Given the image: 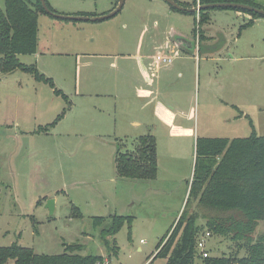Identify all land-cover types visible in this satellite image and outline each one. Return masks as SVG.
Masks as SVG:
<instances>
[{
	"label": "rangeland",
	"instance_id": "obj_1",
	"mask_svg": "<svg viewBox=\"0 0 264 264\" xmlns=\"http://www.w3.org/2000/svg\"><path fill=\"white\" fill-rule=\"evenodd\" d=\"M94 1L46 0L60 14L94 8ZM98 1L100 7L103 1L112 0ZM178 1L191 7L192 0ZM260 2L264 4V0ZM0 6L5 7V0H0ZM171 13L150 0H125L116 16L98 23L40 13L38 52L20 58L24 63H35L52 77L54 86L21 69L12 73L0 69V247L18 242L38 254H61L66 244H80L82 249L77 252L82 255L104 254L109 258L101 231L110 224L111 213H117L135 219L132 228L125 223L115 236L119 251L109 258L111 264H168L166 258L154 257L161 239L182 214L198 138L232 139L249 136L254 130L264 135V18H255L249 25L253 17L249 13L211 9L209 22L201 27L205 37L200 40L194 30L198 12ZM155 20L163 33L173 29L189 37L199 59L189 61V76L174 71V86L189 89L179 101L187 114L185 131L175 134L155 127L149 133L158 136L159 178L151 184L125 182L116 171L118 149L134 150L137 138L146 131H129L122 124L117 127L116 122L130 110L139 111L135 86L141 76L131 61L134 69L117 76L120 82L130 79V85H121L117 97L110 95L101 81L116 77L114 71L126 60L123 55L117 59L109 55L114 50L109 45L117 35L101 23H112L114 30L124 32L123 27L129 25L133 30L130 40L119 49L135 54L139 39H147V32L143 37L140 34L144 25L154 30ZM85 29H92L96 43L98 33L107 35L109 45H103L104 50L94 49L96 43L92 42L82 49L71 46L72 39L84 37ZM153 46H148L151 51ZM200 58L205 59L200 62ZM112 61L117 65H111ZM207 85L218 90L230 105L225 107L216 100L206 91ZM56 89L67 96L57 94ZM242 111L249 117L234 118ZM143 116L148 115L145 112ZM49 199L55 201L54 213L47 207ZM262 232L264 220L256 230L257 234ZM209 248L211 256L238 250L231 240L213 233ZM244 254L242 250L240 255ZM7 264H15V260Z\"/></svg>",
	"mask_w": 264,
	"mask_h": 264
},
{
	"label": "trees",
	"instance_id": "obj_2",
	"mask_svg": "<svg viewBox=\"0 0 264 264\" xmlns=\"http://www.w3.org/2000/svg\"><path fill=\"white\" fill-rule=\"evenodd\" d=\"M198 2H238L264 9L260 0H192L190 6L195 7ZM209 10L199 11L198 21L195 17L194 30L200 40L204 37L201 27L209 22ZM234 10L251 14L249 25L255 18H264L256 12ZM41 12L47 13L41 0H5V7L0 6V69L3 73L21 69L36 80L54 86L53 79L42 73L36 64H26L19 58L38 52ZM55 92L64 94L59 89ZM196 153L187 202L178 220L161 239L154 259L166 258L168 264H264V232L256 233L259 222L264 220V135L254 130L246 137L198 138ZM115 162L119 178L156 179L160 172L156 136H139L134 150L118 149ZM108 219L110 224L102 229L101 236L108 248V257L112 258L119 251L115 236L125 223L132 228L135 217L114 213ZM96 220L105 218L96 217ZM205 229L231 240L238 250L229 255L198 257L197 243ZM81 249L80 244H66L61 254H38L33 248L15 242L0 247V264H7L11 259L15 264H98L105 259L101 254L82 255L77 252ZM242 250L244 255H240Z\"/></svg>",
	"mask_w": 264,
	"mask_h": 264
},
{
	"label": "crops",
	"instance_id": "obj_3",
	"mask_svg": "<svg viewBox=\"0 0 264 264\" xmlns=\"http://www.w3.org/2000/svg\"><path fill=\"white\" fill-rule=\"evenodd\" d=\"M186 1H189V0H186ZM94 2H95L93 5L94 8L81 9L82 8L81 7L77 11L74 10V14L72 15H87V16H92V17L104 15V14L110 13L111 11L115 10L119 4V2H117L116 0L103 1L101 4L102 6L98 7L99 1L95 0ZM150 2L157 4L160 8L163 9V12H166L168 15L172 14L171 12L176 11L172 9L169 3L166 5H163L165 3H162V2H165V0L164 1L157 0V3L154 2V0H150ZM96 6L98 8H95ZM151 15H155V13H151ZM109 19L110 18L105 19V20L90 21V22L92 23L106 22V20H109ZM108 22H111V21H108ZM101 24H103L106 30H107V27L109 26L108 29L111 30L110 32L111 34H113V36H115V34L117 35V37H114V41L111 42L110 45L108 44L110 47L114 46V50L112 52H109L110 53L109 55L113 56L115 59L122 58V55H123L124 60H126L125 63H123V66L120 70L114 71V75L116 77H112V79H107V80H102V81L100 80L102 83L104 81L105 83L104 87L109 88L110 95H115L117 97V93L121 85H130V82H131L130 79L122 80V82L119 81V78H117L119 73L121 72L126 73L131 68L134 69V67L136 66L141 76V80H139L138 81L139 83H137L138 85L135 86L136 95L140 100V104H137L139 107V111L132 112L130 110L131 108L127 104V107L129 108L130 111L122 115L120 122L119 120H117L116 122L117 127L119 124H122L123 128L129 131L136 130L138 133L146 131V133L144 132L143 135L153 133L152 128H155V127H157L158 129L160 128L161 130H162V127L167 128L168 130L166 131H169L170 133H175V134L182 133V131L184 132L185 130L183 129V124H184L183 119L184 117H187V114H186V111H184L182 106L179 104V101L184 100L185 95H188L189 93V89L183 86L182 88H179L178 86H174L177 82L173 80L174 79L173 77H174V71H178L179 75H183V73H185L186 75L189 76V61H192L194 59H197V60L199 59V57L196 56L193 52L195 49L194 42L192 40H189V37L183 36L182 34L176 32L173 29L172 31L163 33V31L160 28V24L158 20H155L153 24L154 30H150L149 29L150 27L147 24L144 25L143 30L141 31L140 34H142V37H143V35H145V33L147 32L146 33L147 39L146 40H143L144 38L139 39L138 45H137V51L135 52V54H132V53L124 54L121 52L119 48L121 46H126L128 44L127 40H130L129 35L130 33L132 34L133 32L130 26L128 25L126 27H123L124 29L127 30V32L126 31L124 32L121 30H117V31L114 30V24L112 23H101ZM84 33H85L84 37L80 36V37H77L76 39H72L71 46H75L77 48L82 49L88 43H91V42L96 43V36L94 35V32L92 31V29H85ZM106 34H109V32L107 31ZM97 36L99 40L97 41L98 43L94 44V49H96V47H99L100 49L104 50V47H106L107 45L106 40H108L107 39L108 37H106L107 35L103 37L102 33H98ZM91 38L93 39L92 41H90ZM180 38H185L191 41L192 45L187 46V45L181 44ZM114 43L116 44V46L114 45ZM151 43L154 44L152 51L150 50V47H148L149 45H151ZM83 51H86V50H83ZM159 51H166L172 54L175 58L174 63L169 66L159 65L158 63H156L154 56ZM82 53L83 54H94V55L104 54L101 52H82ZM202 59H205V58H200V62H202L201 61ZM219 59H221V57L217 58V60ZM131 61H135L136 65L134 66L133 64H131ZM32 64H35V63H32ZM111 65L116 66L117 64L115 61H112ZM88 66L93 67V64H90ZM98 81H95V82L98 83ZM206 91L212 92L216 100L222 103H225V107L230 105L219 94L218 90L214 91V89H212L209 85H207ZM127 100L131 101V98L129 97V95L127 97ZM145 112L148 115L146 117L143 116ZM245 115L246 113L242 111V113H239V115L235 116L234 118L242 119L243 116ZM246 117H249V116L246 115ZM229 122L232 123L233 118H231ZM189 133L192 134L191 129H189ZM156 138H157V143H158V136H156ZM196 157H197V153H196ZM193 175H194V170H193L192 177L190 178L188 188L186 190V200L184 202L185 204L189 196V188H190V183L193 179ZM157 178H159V175ZM156 179L152 181H143V182H146L147 184H151L152 182L156 181ZM125 182H141V181L126 180ZM185 204L182 205L180 212L182 211V209H184ZM177 220L178 219H176V221ZM101 255L104 256V254H101Z\"/></svg>",
	"mask_w": 264,
	"mask_h": 264
},
{
	"label": "water",
	"instance_id": "obj_4",
	"mask_svg": "<svg viewBox=\"0 0 264 264\" xmlns=\"http://www.w3.org/2000/svg\"><path fill=\"white\" fill-rule=\"evenodd\" d=\"M119 4L117 8L110 13L104 14V15H99V16H87V15H72V14H60V13H55L51 8L49 7L48 3L46 0H41L42 5L44 7V10L47 13H50L51 15L60 18V19H65V20H72V21H99V20H105L108 18H111L115 16L117 13H119L124 4L125 0H118ZM167 3L170 4V6L178 9L179 11L183 12H199L204 9H214V8H231V9H241V10H246V11H251V12H256L260 15L264 16V9L258 8L249 4L245 3H238V2H216V3H209V4H200L195 7H186L181 5L179 2L176 0H165ZM181 41L180 43L183 45L191 46L192 43L191 41L185 39V38H180ZM47 207L50 209L51 213H54L55 210V201L54 199H49L47 203Z\"/></svg>",
	"mask_w": 264,
	"mask_h": 264
},
{
	"label": "built area",
	"instance_id": "obj_5",
	"mask_svg": "<svg viewBox=\"0 0 264 264\" xmlns=\"http://www.w3.org/2000/svg\"><path fill=\"white\" fill-rule=\"evenodd\" d=\"M200 5V2L198 3ZM199 20V15L197 17ZM156 63L159 65L169 66L174 63V56L166 51H159L154 56ZM212 236V232L210 230H205L202 232L198 239L197 243V250H198V257L206 258L211 256L210 255V248H209V241ZM98 264H111V261L108 258L98 262Z\"/></svg>",
	"mask_w": 264,
	"mask_h": 264
}]
</instances>
